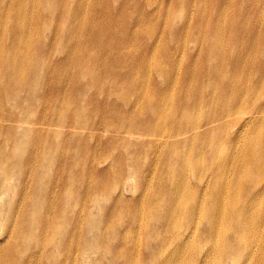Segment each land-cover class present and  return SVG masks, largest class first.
Here are the masks:
<instances>
[{
	"label": "rangeland",
	"instance_id": "374dc122",
	"mask_svg": "<svg viewBox=\"0 0 264 264\" xmlns=\"http://www.w3.org/2000/svg\"><path fill=\"white\" fill-rule=\"evenodd\" d=\"M33 1L0 0V61L18 74L0 87V260L117 264V225L135 211L125 196L152 165L158 118L177 117L183 72L198 73L215 0L183 5L200 9L192 26L182 0ZM230 30L219 64L246 59L248 38ZM263 252L264 241L244 264H264Z\"/></svg>",
	"mask_w": 264,
	"mask_h": 264
},
{
	"label": "bare ground",
	"instance_id": "6f19581e",
	"mask_svg": "<svg viewBox=\"0 0 264 264\" xmlns=\"http://www.w3.org/2000/svg\"><path fill=\"white\" fill-rule=\"evenodd\" d=\"M192 1L181 3L187 13L182 21L190 26L200 15L196 3L183 7ZM248 6V0H215L198 73L185 77L183 72L188 91L182 85L184 101L174 95L176 110L170 112L177 117L165 128L158 118L152 165L140 169L138 187L125 196L135 211L117 225L126 238L118 240L117 264H208V257L218 264L232 258L231 264H244L264 241V0H252L249 19ZM228 8L235 14L230 22ZM228 25L233 42L248 38L246 59L239 64H219ZM136 32L130 39L138 41ZM17 79L0 61V87ZM172 153L175 161H168ZM131 171L138 178V168ZM241 235L250 240L244 250ZM258 261H264V252Z\"/></svg>",
	"mask_w": 264,
	"mask_h": 264
}]
</instances>
